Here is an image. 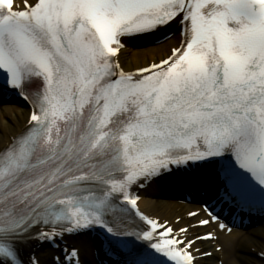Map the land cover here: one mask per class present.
<instances>
[{
  "label": "snow or ice",
  "instance_id": "obj_1",
  "mask_svg": "<svg viewBox=\"0 0 264 264\" xmlns=\"http://www.w3.org/2000/svg\"><path fill=\"white\" fill-rule=\"evenodd\" d=\"M172 24L181 46L126 72L122 38ZM0 74L32 106L0 151V264L95 226L122 264H194L188 229L132 195L190 161L221 158L229 200L264 207V0H0Z\"/></svg>",
  "mask_w": 264,
  "mask_h": 264
},
{
  "label": "bare ground",
  "instance_id": "obj_2",
  "mask_svg": "<svg viewBox=\"0 0 264 264\" xmlns=\"http://www.w3.org/2000/svg\"><path fill=\"white\" fill-rule=\"evenodd\" d=\"M34 1V0H32ZM19 6L22 4V0H17ZM171 29H174L173 26H170ZM142 41V40H140ZM178 39L173 37H168L164 39L162 42L157 44H150L144 47H130L126 48L127 51L133 54H140L144 51L155 52L154 55L150 57L143 58L139 61L127 62L125 63L126 70H134L141 67H145L150 64V62H156L164 59L170 53L172 47L178 46ZM167 49L169 53H167ZM2 98L0 97V100ZM12 101V100H11ZM0 112L1 117L5 113L11 114V118L13 121V126L8 125L7 120L3 119V123L5 125V131L3 134H0V151L7 147L12 138L21 133L25 127L27 126V121L29 118L30 110L24 106L22 103L9 102L0 104ZM173 182L162 181L159 186L157 184H152L149 188L145 189L141 192V200L140 206L145 211L151 213L155 217L162 218L163 220H168L170 225H174L176 230L184 227L185 225H189L190 228L188 230V238H192L195 236H199L207 233L212 227L209 226V230L204 231L203 227H194L195 223L200 220V215L196 217H188L187 213L191 210L196 209V205L189 203L185 200L172 198V194L176 191H179V187L173 186ZM202 183V181H201ZM174 188H173V187ZM185 189L186 186H183ZM193 189V187H192ZM170 190V191H169ZM172 191V192H171ZM193 207V208H192ZM181 217L180 223H175V218ZM202 230V233L195 234V232ZM78 239H67L68 244H73L75 247H79L81 250V254L85 262L89 261L91 258L92 249L91 246L87 245L86 240ZM222 250L218 251L216 244L212 247L211 241H198L193 245L192 250L196 251L197 247H206L208 251H212L211 257L201 258L197 261V264H216L215 258H225V264H264V258H260L256 253L252 252H262L264 254V223L260 226L253 228L249 233L242 234L238 236V234L233 233L231 235H222ZM42 249L38 250L36 248V244L34 242H30L28 246H22L23 252L30 251L35 252V256L40 259L43 264H54L52 260H50L49 256L53 252H57L56 250L51 249L50 247L41 246ZM239 250L245 251L246 254L238 252ZM207 251V250H205ZM201 251L202 253L205 252ZM253 254H249V252ZM198 252V253H201Z\"/></svg>",
  "mask_w": 264,
  "mask_h": 264
},
{
  "label": "rangeland",
  "instance_id": "obj_3",
  "mask_svg": "<svg viewBox=\"0 0 264 264\" xmlns=\"http://www.w3.org/2000/svg\"><path fill=\"white\" fill-rule=\"evenodd\" d=\"M167 52H168V49H167ZM124 54L129 59V62H134V61L142 60L143 58H146V57H150V56L154 55L155 52H152V50H151V51H144V52H142L140 54H133V53L128 51V52H125ZM3 119L7 120L8 125L13 126V121H12V118H11V114L5 113L1 117V112H0V134H3L5 129H6L5 125L3 123ZM219 264H220V262H219Z\"/></svg>",
  "mask_w": 264,
  "mask_h": 264
}]
</instances>
